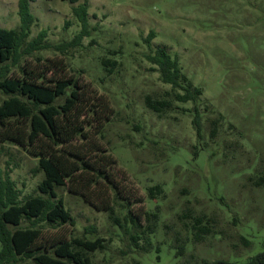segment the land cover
<instances>
[{"label":"rangeland","instance_id":"rangeland-1","mask_svg":"<svg viewBox=\"0 0 264 264\" xmlns=\"http://www.w3.org/2000/svg\"><path fill=\"white\" fill-rule=\"evenodd\" d=\"M85 3L90 35L65 53L51 48L30 58L63 59L71 74L108 99L114 114L102 142L143 201L132 204L140 226L125 223V203L115 202L122 227L67 187L57 188L76 221L71 237L106 239V250L91 255L93 264L247 263L264 251V0H32L37 22L29 41L42 30L51 46L73 40L82 30L73 9ZM18 12L19 0H0V28L18 30ZM151 31L156 38L149 46L144 39ZM161 46L203 91L201 136L195 104L177 102L181 91L164 84L146 59ZM103 59L117 62L112 74ZM147 96L171 106L154 112ZM7 97L0 91V102ZM38 163L22 147L0 142V168L22 198L40 194L45 175L34 172ZM155 185L164 192L149 199ZM153 213L157 218L147 219ZM200 217L212 234L197 243L192 226ZM90 226L97 234H84Z\"/></svg>","mask_w":264,"mask_h":264},{"label":"trees","instance_id":"trees-1","mask_svg":"<svg viewBox=\"0 0 264 264\" xmlns=\"http://www.w3.org/2000/svg\"><path fill=\"white\" fill-rule=\"evenodd\" d=\"M31 1L19 0L18 30L0 28V91L8 96L0 102V142H12L38 158L34 172H43L45 178L38 186L39 195L22 198L9 172L0 168V264H93L91 255L106 250V239L71 237L76 221L58 196L57 188L67 187L70 194L79 195L96 210L107 212L122 227L115 202L125 203V223L140 226L132 213V204L143 201V195L139 199L134 197L138 188L102 142L103 130L114 114L108 99L90 83L71 74L63 59L30 58L38 51L54 48L65 53L79 46L90 35L87 3L73 9L82 25L81 32L71 41L51 46L46 41L47 30L29 41L37 22L31 13ZM69 2L76 4L79 0ZM155 38L156 33L151 31L144 42L150 46ZM146 59L155 66L152 70L160 74L164 84L181 91L175 95L177 102L195 104L193 125L201 136L202 115L197 103L202 89L182 72L179 61L169 54L167 47H158ZM102 65L112 74L117 62L103 59ZM146 105L161 113L171 102L147 96ZM260 185L258 182L257 186ZM163 192L160 185H155L147 189V196L155 199ZM151 217L156 219L157 215L153 213L147 219ZM23 222L28 226L23 227ZM203 222V218H196L192 226L197 243L212 234L209 223ZM84 234L95 235L97 229L86 227ZM132 239L139 246V237L132 235ZM175 249L178 256L185 254L184 244ZM204 264L239 263L216 260ZM245 264H264V251Z\"/></svg>","mask_w":264,"mask_h":264}]
</instances>
